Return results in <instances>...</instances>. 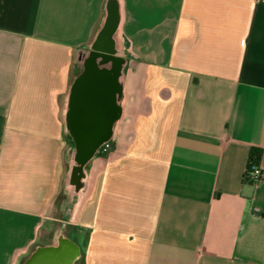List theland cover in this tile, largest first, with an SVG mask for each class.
Returning <instances> with one entry per match:
<instances>
[{
	"label": "crops",
	"instance_id": "0c3cea01",
	"mask_svg": "<svg viewBox=\"0 0 264 264\" xmlns=\"http://www.w3.org/2000/svg\"><path fill=\"white\" fill-rule=\"evenodd\" d=\"M117 1L130 139L66 220L65 97L105 0H0V264L59 238L73 264H264V0Z\"/></svg>",
	"mask_w": 264,
	"mask_h": 264
},
{
	"label": "water",
	"instance_id": "95a60500",
	"mask_svg": "<svg viewBox=\"0 0 264 264\" xmlns=\"http://www.w3.org/2000/svg\"><path fill=\"white\" fill-rule=\"evenodd\" d=\"M121 16L117 0H105L92 41L76 51L75 61L81 71L74 77L65 97V131L70 143L65 152L66 172L63 179L62 211L70 220L86 193L90 175L100 162L103 146H118L130 139L131 122L125 114L124 125L118 127L115 103L124 91L125 106L135 102L131 88L140 75L138 61L130 50V41L120 29ZM122 86H124L122 88ZM63 249H40L24 264H73L78 248L60 238Z\"/></svg>",
	"mask_w": 264,
	"mask_h": 264
},
{
	"label": "flooded vegetation",
	"instance_id": "af4514ba",
	"mask_svg": "<svg viewBox=\"0 0 264 264\" xmlns=\"http://www.w3.org/2000/svg\"><path fill=\"white\" fill-rule=\"evenodd\" d=\"M93 43H94V41H91V43H90V47H91V49L93 50V48H92V46H93ZM77 66V73H76V75H75V77L80 73V72H82L81 71V67H80V65H76ZM135 84H133L132 85V92L134 93V91L136 90V89H134L135 87ZM124 86H122V88H123ZM124 91H123V89H121L120 90V92H119V94H117V101H116V103H115V107H116V111L118 112V119H117V121L115 122V125L116 126H118V127H122L123 125H124V116H125V108H126V106H125V99H124ZM49 248H52V249H63V244L61 243V240H60V238L58 239V241H57V246H54V247H48V248H43V249H49ZM39 249L38 250H36L33 254H38L39 253ZM33 254H31L30 256H32ZM43 253L41 252V253H39L38 255H42ZM29 256V257H30ZM28 257V258H29ZM28 258L27 259H25L24 260V262H23V264L26 262V260H28Z\"/></svg>",
	"mask_w": 264,
	"mask_h": 264
},
{
	"label": "trees",
	"instance_id": "16d2710c",
	"mask_svg": "<svg viewBox=\"0 0 264 264\" xmlns=\"http://www.w3.org/2000/svg\"><path fill=\"white\" fill-rule=\"evenodd\" d=\"M261 158H262V149L257 147H251L249 149L245 173L243 175V181H247L252 185L256 184L250 181L249 173L253 170V168H259Z\"/></svg>",
	"mask_w": 264,
	"mask_h": 264
},
{
	"label": "built area",
	"instance_id": "2783aa9c",
	"mask_svg": "<svg viewBox=\"0 0 264 264\" xmlns=\"http://www.w3.org/2000/svg\"><path fill=\"white\" fill-rule=\"evenodd\" d=\"M110 149H111V144H109V143H106L103 146V152L104 153L108 152ZM249 178H250L251 182L258 184L263 179V176H262L260 169L259 168H253V170L249 173Z\"/></svg>",
	"mask_w": 264,
	"mask_h": 264
}]
</instances>
